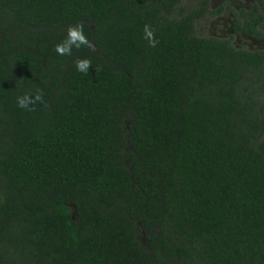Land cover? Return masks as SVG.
I'll return each mask as SVG.
<instances>
[{"label": "trees", "instance_id": "16d2710c", "mask_svg": "<svg viewBox=\"0 0 264 264\" xmlns=\"http://www.w3.org/2000/svg\"><path fill=\"white\" fill-rule=\"evenodd\" d=\"M206 1L0 0V264H264V52Z\"/></svg>", "mask_w": 264, "mask_h": 264}, {"label": "flooded vegetation", "instance_id": "af4514ba", "mask_svg": "<svg viewBox=\"0 0 264 264\" xmlns=\"http://www.w3.org/2000/svg\"><path fill=\"white\" fill-rule=\"evenodd\" d=\"M206 2L211 12H205L198 20H204L207 30L213 31L208 34L224 37L234 47L264 52V0H219L214 5Z\"/></svg>", "mask_w": 264, "mask_h": 264}, {"label": "clouds", "instance_id": "9594fccd", "mask_svg": "<svg viewBox=\"0 0 264 264\" xmlns=\"http://www.w3.org/2000/svg\"><path fill=\"white\" fill-rule=\"evenodd\" d=\"M143 33L144 38L148 40L149 46L156 47L158 40L155 38L154 32L150 25H144ZM82 46L92 49L93 51L95 50L94 44L84 34L83 26L74 25L69 26L65 39L54 46V51L60 56H70L72 54L73 47L80 49ZM75 66L77 71L87 74L89 68L91 67V60L88 58L78 59L75 62ZM95 71H99V68H97ZM37 101L43 102V95L40 90H37V93L34 97L29 96L28 94H25L22 97H17V106L26 108L28 107L29 103H35Z\"/></svg>", "mask_w": 264, "mask_h": 264}, {"label": "rangeland", "instance_id": "374dc122", "mask_svg": "<svg viewBox=\"0 0 264 264\" xmlns=\"http://www.w3.org/2000/svg\"><path fill=\"white\" fill-rule=\"evenodd\" d=\"M199 1L200 0H181V4L182 5H184V6H191V5H195V4H198L199 3ZM219 2V0H209V5L210 4H216V3H218ZM211 21V20H210ZM213 21H215V20H213ZM212 21V23H211V29L213 28V26H214V22ZM209 23V22H208ZM202 25V27L203 28H201V30H199V27ZM209 27V28H210ZM195 28L197 29V32L199 33V34H208V33H213V31L212 32H210V31H208L207 30V24H205V21L203 20H197L196 21V23H195Z\"/></svg>", "mask_w": 264, "mask_h": 264}]
</instances>
